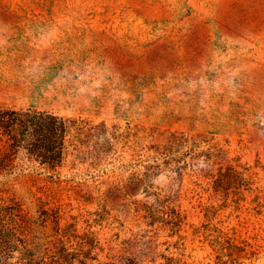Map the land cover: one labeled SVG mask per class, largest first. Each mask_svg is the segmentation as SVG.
Returning a JSON list of instances; mask_svg holds the SVG:
<instances>
[{"label": "rangeland", "instance_id": "rangeland-1", "mask_svg": "<svg viewBox=\"0 0 264 264\" xmlns=\"http://www.w3.org/2000/svg\"><path fill=\"white\" fill-rule=\"evenodd\" d=\"M0 106L130 124L147 144L171 131L210 135L246 181L216 190L196 175L182 186L156 178L178 189L172 204L183 217L174 232L169 208L151 216L143 203L154 197L142 188L105 192L114 177L72 146L63 176L98 180L100 189L72 186L52 204L62 207L63 225L77 220L106 253L114 247L142 264L166 256L264 264V0H0ZM2 190L0 212L14 197Z\"/></svg>", "mask_w": 264, "mask_h": 264}, {"label": "trees", "instance_id": "trees-1", "mask_svg": "<svg viewBox=\"0 0 264 264\" xmlns=\"http://www.w3.org/2000/svg\"><path fill=\"white\" fill-rule=\"evenodd\" d=\"M69 146L77 155L92 156L103 175L114 177L105 192L133 194L142 188L145 195L154 197L151 204L143 203L151 216L169 208L173 232L183 217L172 204L178 189L160 187L154 183L156 178L166 175L182 186L187 174L196 175L216 190H229L234 181L235 187H241L246 181L232 163L225 165L227 150L206 133L171 131L165 140L147 144L130 124L67 117L34 106H0V188L13 191L14 196L0 212V264H142L136 255L113 254L114 247L106 253L97 232L79 231L77 220L63 225L65 215L61 206L52 204L53 197L69 194L72 186L100 189L98 180L63 176ZM129 150L131 158L126 159L124 151ZM12 179L20 180V187L8 185ZM26 197L30 199L27 206ZM50 224L52 232L46 235ZM230 247L244 249L235 242ZM166 259L157 264H187L173 256ZM220 263L237 264L238 260L221 258Z\"/></svg>", "mask_w": 264, "mask_h": 264}]
</instances>
